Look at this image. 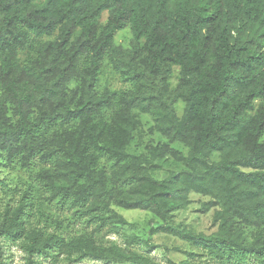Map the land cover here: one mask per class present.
I'll list each match as a JSON object with an SVG mask.
<instances>
[{
    "label": "trees",
    "instance_id": "trees-1",
    "mask_svg": "<svg viewBox=\"0 0 264 264\" xmlns=\"http://www.w3.org/2000/svg\"><path fill=\"white\" fill-rule=\"evenodd\" d=\"M168 159L180 170L155 178ZM192 195L211 234L171 222ZM0 200V264L11 246L105 259L67 229L126 227L118 209L158 217L178 264H264V0H0Z\"/></svg>",
    "mask_w": 264,
    "mask_h": 264
},
{
    "label": "rangeland",
    "instance_id": "rangeland-1",
    "mask_svg": "<svg viewBox=\"0 0 264 264\" xmlns=\"http://www.w3.org/2000/svg\"><path fill=\"white\" fill-rule=\"evenodd\" d=\"M130 38L131 34L129 30L126 29L117 35L116 40L120 44L127 45ZM176 75L177 72H175V76ZM102 84H108L115 89H119L123 86L119 77L110 73L103 78ZM181 108L182 105H180L179 112H181ZM143 122V130L134 142L135 148L142 153L146 151V146L155 144L158 140L157 136L151 134L149 131L152 124L151 118L149 116H143ZM180 168L178 164L168 159L161 162L159 168L152 170V174L157 179H164L173 171L180 170ZM11 174L18 175L17 173ZM207 200V198L202 196L192 195V203L184 209L174 212L171 222L175 225L189 226L197 232L211 234L215 231L212 220L213 211L209 213H202L201 211L202 203ZM52 212H56L54 215L56 217L57 215L60 216V219H67L65 218L67 216H64L63 212L57 208L53 207ZM118 212L127 220L128 225L126 227L112 229L111 225L100 227L95 223L75 224L73 220L72 224H69L70 228L67 229L70 233H79L81 231L93 234L99 247L104 252L105 259H84L76 261L75 259L61 255L56 261H52L49 257H41L35 264H148L144 261L134 259L133 255L140 256L144 260L148 259L150 264H178L188 259L185 254L175 250L176 247H184L183 241L165 233L161 229L164 223L153 213L142 210L126 209H118ZM68 218L70 217L68 216ZM132 235L138 236L143 241L151 242L155 247L148 249L141 241L130 244L128 240ZM6 256L8 257L7 264L26 263L25 254L18 247L11 246ZM191 264H212V262L209 261L207 257L197 256L191 259Z\"/></svg>",
    "mask_w": 264,
    "mask_h": 264
}]
</instances>
